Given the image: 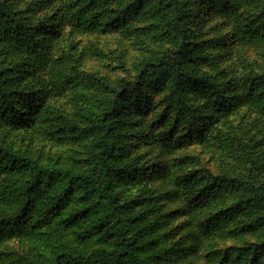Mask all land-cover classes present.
Segmentation results:
<instances>
[{
	"label": "rangeland",
	"instance_id": "1",
	"mask_svg": "<svg viewBox=\"0 0 264 264\" xmlns=\"http://www.w3.org/2000/svg\"><path fill=\"white\" fill-rule=\"evenodd\" d=\"M180 1L190 37L173 39L155 5L143 8L138 0H0V75L11 90L45 98L34 123L0 120V145L51 168L85 172L93 138L58 140L64 119L89 127L110 112L117 93L130 91L112 121L113 163L136 176L116 179L115 187L130 232L149 245L155 264H251L254 250L264 264V203L235 221L221 215L227 238L209 240L202 223L219 209L192 208L181 184L197 169L251 181L256 197L264 196V90L256 87L264 77V0ZM172 58L183 65L179 82L149 87L148 70ZM187 74L213 78L217 99L182 81ZM170 130L175 138L167 148L160 142ZM83 205L77 190L65 212ZM6 214L0 210V218ZM93 219L68 230L53 218L42 231L45 245L33 236L0 237V264H52L63 250L112 249L101 235L75 241L73 233ZM192 233L202 243L188 255L184 241Z\"/></svg>",
	"mask_w": 264,
	"mask_h": 264
},
{
	"label": "trees",
	"instance_id": "2",
	"mask_svg": "<svg viewBox=\"0 0 264 264\" xmlns=\"http://www.w3.org/2000/svg\"><path fill=\"white\" fill-rule=\"evenodd\" d=\"M138 1L143 8L155 5L157 12L169 22L168 32L171 38L190 37L191 30L186 24L188 11L180 0ZM94 5L95 0H89V6ZM0 14H3L1 4ZM94 25L92 22L90 27ZM263 29L264 26L258 28ZM183 70L182 63L177 59H168L163 64L152 66L147 72L146 81L149 87H163L170 81L179 82V78L185 74ZM183 80L203 87L205 93H210L213 99H217L218 95L213 90L216 87L213 78L200 77L198 74L191 77L187 74L183 76ZM256 81V87L264 90V77H259ZM129 93L130 91L117 93L110 112L92 119L89 127L78 126L69 118L64 119L58 140L80 141L83 137L93 138L88 160L90 167L85 172L51 168L37 159L0 145V210L7 213L0 218V237L12 239L33 236L45 245L42 231L53 218L60 217L61 224L68 230L79 222L94 218L90 226L73 233L75 241L84 242L101 235V239L112 243L113 248H97L89 253L78 249L74 252L63 250L55 255L52 264H155L158 261L157 256L149 255L146 250L149 245L143 244L141 237L130 232V227L125 225L115 191L116 179L124 181L132 175L133 178L136 177L133 170L118 168L113 163L117 133L116 125L112 121L121 112L125 97ZM262 96L264 97V91ZM44 102L45 98L40 93L11 90L0 75V120H9L15 125H21L31 119L34 123L33 117L35 115L36 118V113L43 107ZM140 104L142 105V102ZM201 131L199 127L195 128L198 136ZM174 138L173 130H170L162 134L160 143L172 148ZM58 140L52 141L59 144ZM189 160L181 159L180 163L183 162L186 167L189 166ZM181 178L188 204L192 208L207 206L219 209L202 223V232L209 240L227 238L222 235L227 232V228L221 215L227 214V217L235 221L239 214H247L253 207L264 203V196L258 198L256 192H253L255 184L243 178L215 175L197 169L186 172ZM77 190L84 198V205L65 212L70 197ZM227 202L229 206L223 210L222 206ZM100 209H103L102 213H99ZM190 228L189 224L185 226V229ZM183 232L181 228L180 233ZM201 243L199 236L189 234L184 241V244H188L184 251L190 255ZM262 245L264 247V242ZM258 255L259 252L254 250L251 264H259V260H255L259 258ZM237 258L243 259V256L239 255ZM227 264H240V260Z\"/></svg>",
	"mask_w": 264,
	"mask_h": 264
}]
</instances>
